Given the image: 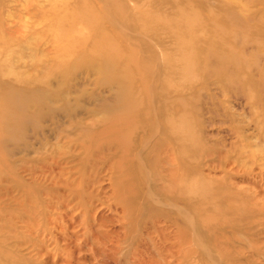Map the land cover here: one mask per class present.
Instances as JSON below:
<instances>
[{
  "label": "rangeland",
  "instance_id": "374dc122",
  "mask_svg": "<svg viewBox=\"0 0 264 264\" xmlns=\"http://www.w3.org/2000/svg\"><path fill=\"white\" fill-rule=\"evenodd\" d=\"M179 15L201 23V36L216 43L223 37L232 47L228 69H234L237 61L241 68L223 76H245L254 82L248 96L241 86L238 91L227 87L223 93L213 84L216 77L190 83L189 134L199 140L190 145L185 174L206 183L201 191L206 200L239 210L215 229L201 226L200 217L189 215L188 264H264V88L258 84L264 79V0H0V91L11 87L28 94L32 82L42 90L47 85L50 106L60 110L84 90L73 119L87 124L89 111L91 118L100 117L111 99L99 85L104 76L97 64L106 59L107 42L118 47L126 41L136 44L149 62V85L155 94L161 80L167 82L160 60V52L171 47L163 34L165 21ZM158 36L161 46L156 44ZM60 65L67 68L59 69ZM5 108L10 107L0 101V110ZM34 110L30 105L24 114ZM56 112L54 120L43 119L38 130L27 126L15 142L0 136L7 151L0 155V264H62L69 252L72 264H118L107 261L110 251L98 257L85 246L86 230L107 239L120 232L125 251L132 239L145 237L151 225L144 216L136 227L130 219L120 218V207L110 199L115 174L99 162L94 166L100 170L93 175L92 159L85 163L84 153L69 146L71 137L57 133L56 125L64 128L68 118ZM141 128L133 136L136 151L143 145L140 160L153 179L158 173L152 164L159 136L152 135L153 128ZM134 178L139 187L141 179ZM81 182L71 190L63 187ZM155 200L162 202L151 204L177 252L174 237L181 218L168 211L164 198ZM218 215L226 217L229 211ZM122 232L131 237L121 240Z\"/></svg>",
  "mask_w": 264,
  "mask_h": 264
},
{
  "label": "bare ground",
  "instance_id": "6f19581e",
  "mask_svg": "<svg viewBox=\"0 0 264 264\" xmlns=\"http://www.w3.org/2000/svg\"><path fill=\"white\" fill-rule=\"evenodd\" d=\"M169 21L173 23H168ZM165 22L166 30L163 34L168 36L171 47L160 52V60L163 66L161 74L167 82L161 80L158 90L153 94L148 78L151 75L149 62L141 56L136 44L126 41L118 47L108 41L110 47L106 59L97 64L100 75L104 76L99 85L105 86L111 94V99L106 102L107 106L100 117L91 118L89 111L87 124L73 119L78 108L77 101L85 95L84 90H78L73 103L66 102L60 110L50 106V89L47 85L42 90L32 82L28 86V94L20 93L11 87L9 90L0 91V101L10 107L0 110V136L5 134L8 141L15 142L27 126L38 130L43 119L52 121L56 111L64 113L68 118V125L64 128L56 125L57 133L65 134V138L71 137L69 146H77L84 153L85 163L90 159L96 167L99 162L106 163L107 170L115 174L111 181L110 199L116 201L115 204L120 207V218L130 219L128 222L134 227L142 216L147 218L151 231H148L145 237L132 239L130 248L125 251L119 238L120 232H112L107 239L99 232L86 230L85 246L98 257H104L105 251H110L111 255L107 261H116L118 264H157L159 260L169 263L174 257L175 264H188L187 259L191 253L185 245L192 241L187 237L192 225L189 215L200 217L198 220L201 226L215 229L228 223L238 209L232 204L219 205L215 204L214 200H206L201 194V191L207 188L206 183L196 178L189 179L185 174L187 163L190 161V145H196L199 140L189 134L187 92L192 81L216 77L213 84L223 93L227 87L238 91L241 86L247 95L248 88H251L254 82L245 76H223V73H233V70L241 68L237 61L234 62V69L229 71L226 62L233 60L232 47L224 43L223 37H219V42L216 43L207 36H201L199 33H202L203 25L189 17L182 18L179 15L176 20ZM101 38L104 39V36ZM101 38L96 40L98 45ZM156 41V44L161 46L162 40L159 36ZM89 67L91 70V66ZM58 68L67 67L60 65ZM176 81L182 83V86L176 85ZM258 84L264 88V79ZM63 98L68 97L65 95ZM30 105L34 106L35 110L25 115L24 112ZM141 127L150 130L153 128L152 135L159 136L155 142L152 164L155 170L158 169V173H155L153 179L149 178L140 160V152L143 149L141 143L140 151H136L137 138L134 140L133 136L138 135ZM5 152L7 151L0 141V155ZM158 165L164 167L162 171ZM95 166L93 175L100 170ZM135 175L141 179L139 187L136 185ZM82 184L83 182L76 187L67 184L63 187L71 190ZM68 196L70 197V194ZM156 196L168 201V211L176 212L181 218V224L177 225L174 237L178 244L177 252H173L174 242L169 243L171 237L168 229L160 225V216L156 214L157 210L153 206L155 204H151L162 203L155 200ZM175 202L183 206L179 207ZM227 211L229 215L226 217L218 215ZM122 228L126 231L125 227ZM122 233L124 237L121 240L131 237L130 234ZM226 238L229 239L227 236ZM238 251L233 250V253ZM70 259H73L72 252L63 257L62 264H72Z\"/></svg>",
  "mask_w": 264,
  "mask_h": 264
}]
</instances>
